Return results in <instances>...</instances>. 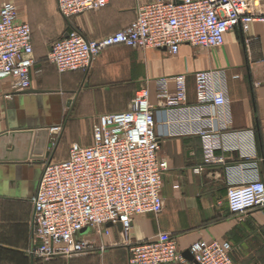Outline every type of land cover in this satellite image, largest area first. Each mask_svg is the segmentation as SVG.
<instances>
[{
    "label": "crops",
    "instance_id": "obj_1",
    "mask_svg": "<svg viewBox=\"0 0 264 264\" xmlns=\"http://www.w3.org/2000/svg\"><path fill=\"white\" fill-rule=\"evenodd\" d=\"M149 1L108 0L104 9L65 19L58 12L56 0H0V5L11 2L19 8L20 21L32 30L33 54L38 61L31 70V88L24 91L26 94L13 90L8 81H0V264H128L127 248L115 245L120 238L119 228L111 224L106 225L108 237L99 230L87 229L83 233L96 246H105L104 251L50 260L32 257L31 198L42 166L67 158L68 151L56 154L67 117H88L85 140L79 145L89 146L97 117L128 110L141 89L148 91V102L154 108L159 139L157 157L167 163L168 170L162 176L163 211L159 215L134 217L131 241H145L167 233L176 238L177 251L182 254L198 241L228 242L234 264H264V209L242 217L230 213L225 167L203 165L202 140L197 134L204 128L220 133L222 150L217 154L224 158L225 166L248 164L237 178H248L255 169L264 183L261 23H251L246 34L239 28L227 33L219 48L181 45L178 54L171 55L165 50L114 46L104 50L87 72L61 74L45 63L49 44L67 30L79 29L88 39H100L131 24L137 8ZM254 38L257 40L248 44ZM142 61L146 64L145 73L127 77L126 73L137 69ZM38 68L42 69L41 75L35 74ZM208 70L225 73L230 115L225 128L219 121H208V107L197 105L194 74ZM179 75L185 76L188 110L160 108L156 81L168 79V91L173 93L175 85L171 79ZM32 91L52 94L38 95ZM60 125L64 129L56 138V146H52L54 135L49 130L44 159L30 160L32 146L38 147L44 139V133L37 132L41 131L37 128Z\"/></svg>",
    "mask_w": 264,
    "mask_h": 264
},
{
    "label": "built area",
    "instance_id": "obj_2",
    "mask_svg": "<svg viewBox=\"0 0 264 264\" xmlns=\"http://www.w3.org/2000/svg\"><path fill=\"white\" fill-rule=\"evenodd\" d=\"M56 1L58 12L65 19L108 5V0ZM254 22L264 26V0H150L137 8L131 24L111 35L88 39L79 29L68 30L49 45L46 62L61 74L87 72L104 50L114 46L165 50L171 55L178 54L181 45L219 48L227 33L239 28L246 34ZM33 53L32 30L20 21L19 8L11 2L2 3L0 81H8L15 91L29 90L31 70L38 64ZM35 74L41 75L42 69H36ZM171 80L175 85L173 93L168 91V79L156 81L159 107L187 111L185 76ZM194 81L197 105L208 107V121H219L225 128L230 115L224 71H200L194 74ZM59 129L60 126L52 127L50 132L54 135ZM197 134L202 140L203 165L225 167L230 213L242 217L264 209V183L256 170L248 178H237L248 164L225 166L224 158L217 154L222 150L220 133L204 128ZM56 142L52 140L53 147ZM158 150L154 108L148 102L147 90L135 93L128 110L97 117L91 145L72 143L66 159L42 166L31 198L29 254L50 260L104 251L105 246H96L82 232L99 230L108 237L106 225L111 224L119 228L120 238L115 245L127 248L128 264H234L228 242H195L187 251L192 257L188 260L177 251L176 238L170 234L131 241L133 218L159 215L164 208L162 176L168 167L158 159Z\"/></svg>",
    "mask_w": 264,
    "mask_h": 264
},
{
    "label": "rangeland",
    "instance_id": "obj_3",
    "mask_svg": "<svg viewBox=\"0 0 264 264\" xmlns=\"http://www.w3.org/2000/svg\"><path fill=\"white\" fill-rule=\"evenodd\" d=\"M135 70L128 71L126 73L127 77H137L139 74H143L146 71V64L144 61H142L140 64L136 65ZM130 94L128 95H133L132 92H129ZM130 96V98H131ZM119 98V97H117ZM76 115V114H75ZM69 116L68 118V123L66 128L64 129V125H60L59 132L54 134V139L60 135L64 129L63 135L61 139L59 140V143L56 146V154H60L63 152H67L70 144L72 143H77V144H82V142L85 140L84 135L86 136V131H85V125L86 122L89 120L88 117H80V116ZM84 231L82 232L83 235Z\"/></svg>",
    "mask_w": 264,
    "mask_h": 264
},
{
    "label": "water",
    "instance_id": "obj_4",
    "mask_svg": "<svg viewBox=\"0 0 264 264\" xmlns=\"http://www.w3.org/2000/svg\"><path fill=\"white\" fill-rule=\"evenodd\" d=\"M23 93L26 94L25 92H23ZM31 93L38 94V95L52 94L51 92H43V91H37V92L32 91ZM54 127H56V126H54ZM41 128L42 129L37 128V130H41V131H37V132H39V133L43 132L44 133V139L43 140L41 139V141L38 143V147H36V145L32 146V150H31L30 154L28 155V158L30 160L38 161V160L44 159L47 140H48V134H49V130L52 127H41ZM107 226H111V225L108 224ZM183 256L185 258H187L188 260H192V257L189 255V253L187 251L185 253H183Z\"/></svg>",
    "mask_w": 264,
    "mask_h": 264
},
{
    "label": "trees",
    "instance_id": "obj_5",
    "mask_svg": "<svg viewBox=\"0 0 264 264\" xmlns=\"http://www.w3.org/2000/svg\"><path fill=\"white\" fill-rule=\"evenodd\" d=\"M67 31H68V30H67ZM67 31H66V32H67ZM61 37H63V36H61ZM61 37H59V38H57V39H60ZM57 39H55V40H57ZM55 40H53V41H55ZM53 41H52V42H53ZM52 42H51V43H52ZM51 43H50V44H51ZM50 44H49V45H50ZM46 56H47V55H46ZM36 61H37V60H36ZM37 63H38V61H37ZM45 63H47V62H46V57H45Z\"/></svg>",
    "mask_w": 264,
    "mask_h": 264
}]
</instances>
